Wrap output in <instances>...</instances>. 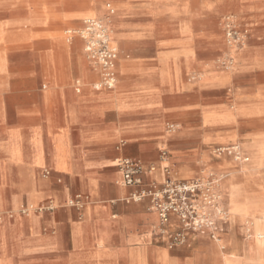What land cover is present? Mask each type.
Returning <instances> with one entry per match:
<instances>
[{
  "label": "crops",
  "instance_id": "obj_1",
  "mask_svg": "<svg viewBox=\"0 0 264 264\" xmlns=\"http://www.w3.org/2000/svg\"><path fill=\"white\" fill-rule=\"evenodd\" d=\"M107 1L62 0L70 11L0 21V264H61L51 258L63 253L70 264L205 263L207 256L200 249L178 259L166 247L154 245L159 216L147 200L124 201L135 187L120 183L118 168L124 157L148 163L152 148L166 144L178 176L191 178L200 168L198 161L210 159L207 148L239 137L233 112L203 101L204 93L231 85L233 78L230 71L211 70L195 57L203 31L195 26L201 10H192L188 0H111L112 39L120 49L115 89L94 88L97 74L81 44L71 47L53 33L44 40L50 50L39 54L42 75L35 74V83L44 76L46 90L20 92L17 97L10 91V53L33 48L27 34L34 25L107 17ZM134 32L154 41L155 60L131 58L136 50L128 35ZM24 74L22 66L18 76ZM190 75L197 81H188ZM177 96L187 101L171 106L169 98ZM186 112L195 114L198 126L187 125L182 115ZM168 121L183 124L184 132L164 135ZM246 158L241 164L250 161ZM230 165L228 160L212 163L217 170ZM155 167V172L143 174L146 184L163 181L164 164L158 161ZM257 167L241 169L251 172ZM78 193L88 197L82 207L71 204L70 197ZM46 202L58 208L37 213ZM24 208L29 212L22 213ZM261 210L260 203L259 215ZM263 216L260 230L254 231L248 247L243 246L241 259L228 255L227 244L219 240L222 253L213 256L212 264H264V243L259 249L255 242L264 234Z\"/></svg>",
  "mask_w": 264,
  "mask_h": 264
},
{
  "label": "rangeland",
  "instance_id": "obj_2",
  "mask_svg": "<svg viewBox=\"0 0 264 264\" xmlns=\"http://www.w3.org/2000/svg\"><path fill=\"white\" fill-rule=\"evenodd\" d=\"M192 10L202 12L201 18L196 19L195 26L202 28L198 42L195 44V57L204 62L211 70H228L232 74L233 83L226 87L218 88L211 93L203 94L204 104H213L218 107H224L233 112L237 120L238 138L235 142L228 144L238 145L243 150L244 157H250V161L241 164V159L233 152H219L221 146H212L207 148L210 159L198 161L200 168L194 177L190 180L175 179L170 172L172 168H177V164L172 161L169 147L164 144L160 149L152 148L150 153V162L144 163L140 158L124 157L135 159L142 165L143 174L156 166L160 161L164 164V179L160 183L146 184L143 180V187L146 189H161L168 181L180 183L185 181L198 182L202 185V191L195 202L200 205L199 211L203 209L206 212L207 222L194 224L191 219L184 222L178 215H173L169 222L162 223L159 218L153 227L155 234L154 245L166 247L174 257L184 259L194 249H200L207 258L204 264H212L213 256H220L222 253L219 240L227 244L225 252L238 259L243 257L244 245L248 247V241H252L254 231L261 228L260 216L264 214V0H188ZM112 4L109 0L106 4ZM47 14H62L70 11V4L65 5L62 0H0V21L10 19L12 22L18 19H41L44 12ZM102 11V9H101ZM100 12V11H99ZM93 12L90 14H96ZM106 14V13H105ZM88 15V14H87ZM119 12L116 17H118ZM144 15V13H140ZM86 16V15H85ZM103 18V15L100 16ZM35 26V27H34ZM28 34L29 46L24 52L12 51L9 56L11 79L10 91L14 96L20 92H31L37 90H46L43 78H39L35 83V74L42 75L40 67V55L49 51L51 47L44 43L46 39L58 36L63 38L71 47L77 43L84 49V55L90 64V68L97 74V79L92 83L100 84L102 81L100 70L94 65L86 51V40L81 35L80 30L84 27V20L80 23L65 24L58 22L55 25L38 24L34 25ZM73 30L71 34L67 30ZM232 32L230 36L229 33ZM53 33L57 35L53 36ZM128 35L129 40L134 41L130 44L131 48L135 45L133 56H137L146 61H153L157 57V48L152 39L137 34ZM231 43H230V42ZM133 45V47H132ZM234 50V51H233ZM131 53L133 50H130ZM74 59H78V54H72ZM120 59L116 60L118 66ZM24 66L25 74L19 77V69ZM200 73V72H198ZM45 75V74H44ZM197 76H188V81H197ZM119 82V74L116 71V82L112 88L103 86L100 89L113 90ZM197 97L192 96V99ZM169 104L176 105L185 103L187 98L183 96L170 97ZM199 99V98H198ZM14 101V98H12ZM183 118L187 125L191 127L198 126L195 114L186 112ZM180 122L168 121L165 124L164 135L181 134ZM198 136V132L192 131ZM180 136V135H178ZM261 145V148L259 146ZM226 146V145H224ZM228 160L231 164L228 169L217 170L212 167L214 161ZM241 166H258L251 172H244ZM119 168V165H118ZM233 174V175H232ZM228 178V179H227ZM122 175L120 183L122 182ZM217 180L223 185V191L217 189ZM58 182H62L58 179ZM67 183H70L66 180ZM226 186V187H224ZM209 187V195H220V206L222 213L219 214L213 205L208 204L204 199L205 188ZM61 188V187H60ZM137 190L135 188L134 192ZM72 205L82 207L87 202L88 197L83 194H75L70 197ZM215 199L214 197L212 198ZM143 200L149 202V209H152L151 198L146 197ZM167 200V198H166ZM124 201L134 202L130 195ZM142 201V200H141ZM136 202V201H135ZM138 202V201H137ZM262 204L263 210L259 215V205ZM214 204H219V198ZM37 213H48L58 205L52 202H46ZM67 206L70 202L67 201ZM256 206V207H255ZM236 208V209H235ZM253 208V209H252ZM232 211L234 219L230 221V212ZM239 211V212H238ZM24 213L25 211H21ZM247 213V214H246ZM204 212L197 216L203 217ZM244 216V217H243ZM264 219V216H263ZM248 221H252L248 223ZM256 224V225H255ZM259 226V227H258ZM254 228V229H253ZM262 236V237H261ZM260 239H255L256 244L264 243V234H258ZM219 239V240H218ZM261 243V244H260ZM233 244L238 248L233 250ZM186 249V253L179 251ZM260 249V248H259ZM64 256L52 257L51 260H59L61 264H70L67 253ZM212 257V258H211Z\"/></svg>",
  "mask_w": 264,
  "mask_h": 264
},
{
  "label": "built area",
  "instance_id": "obj_3",
  "mask_svg": "<svg viewBox=\"0 0 264 264\" xmlns=\"http://www.w3.org/2000/svg\"><path fill=\"white\" fill-rule=\"evenodd\" d=\"M72 32L73 30H70L69 34ZM80 33L86 40V51L90 59L100 70L102 77L100 85L112 88L116 82V60L118 58L117 52L110 44L105 25L102 21L89 20L84 22V27L80 30ZM229 35L231 36L232 32ZM118 165L123 178V184L137 188L132 193V198L135 201H141L146 197H150L151 208L158 212L162 223L169 222L173 215H178L184 222H188L191 219L194 221V224L196 222H207L206 212L203 209L199 211L200 205L195 202L202 191L200 183L191 181L170 183L168 181L161 189H146L143 187V168L140 162L131 158H122L119 160ZM205 190L204 199L208 204L214 206L218 196L213 194L211 197L209 195V187H206ZM213 197L215 198L214 200L212 199ZM202 212L205 213L202 214L203 217L197 216L198 213Z\"/></svg>",
  "mask_w": 264,
  "mask_h": 264
},
{
  "label": "bare ground",
  "instance_id": "obj_4",
  "mask_svg": "<svg viewBox=\"0 0 264 264\" xmlns=\"http://www.w3.org/2000/svg\"><path fill=\"white\" fill-rule=\"evenodd\" d=\"M107 9H108V12H109V15L107 16V17H103V18H101V17H89V18H86L85 20H84V22H87V21H89V20H94V21H102V23L105 25V27H106V29H107V31H108V35H109V41H110V44H111V46H112V48L117 52V58L119 59V57H120V49H119V47L113 42V39H112V28H111V17L115 14V9L113 8V6H112V4H107ZM70 32V29L69 30H67L66 31V33H69ZM230 42V41H229ZM231 43V42H230ZM116 71H117V66H116ZM95 86H96V88L97 89H100V88H102V85H100V84H95ZM235 151L236 152V154H237V156H238V158L239 159H241L242 161H248L249 159L248 158H246V157H244L243 156V154H242V150L239 148V146L236 144H234V145H230V146H221L219 149H218V151L221 153V152H226V151H228L229 152V154H231L233 151ZM244 167V166H243ZM157 170V168L156 167H152V169H151V172H155ZM170 174L175 178V179H182V180H190V178H181V177H179L178 176V168H172V172H170ZM233 175V174H232ZM228 179V178H227ZM217 182V184H218V186H217V189H220V190H222L223 189V185L222 184H220V182H219V180H217L216 181ZM123 183V182H122ZM125 186V185H124ZM224 187H226V186H224ZM223 191V190H222ZM218 196V198H219V204H215L213 207L215 208V210H217V212H222V209H221V206H220V195H217ZM71 200L69 199V202H70ZM256 207V206H255ZM40 208H42V206L41 207H39V208H37V209H40ZM236 209V208H235ZM253 209V208H252ZM23 211H25L26 213H28L29 212V210H28V208H24L23 209ZM154 211H156L155 209H154ZM239 212V211H238ZM156 213L158 214V212L156 211ZM231 213V212H230ZM247 214V213H246ZM231 215V214H230ZM159 216V215H158ZM244 217V216H243ZM260 218H261V216H260ZM248 223H251L252 224V221H248ZM260 223V222H259ZM256 225V224H255ZM259 227V226H258ZM257 233V232H256ZM262 237V236H261ZM219 240V239H218ZM220 243H222L221 241H220ZM261 244V243H260Z\"/></svg>",
  "mask_w": 264,
  "mask_h": 264
}]
</instances>
